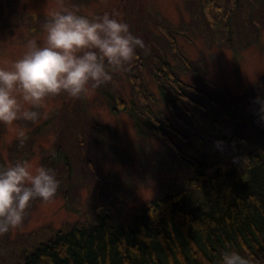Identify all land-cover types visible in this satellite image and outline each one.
Masks as SVG:
<instances>
[{"label":"rangeland","instance_id":"rangeland-1","mask_svg":"<svg viewBox=\"0 0 264 264\" xmlns=\"http://www.w3.org/2000/svg\"><path fill=\"white\" fill-rule=\"evenodd\" d=\"M221 1L231 13L219 0H0V67L22 58L30 40L41 44L43 26L61 6L90 19L117 18L144 43L129 64L111 73V82L87 96L52 97L35 123L20 120L11 129L0 124V168L27 160L52 169L59 181L53 200L34 199L22 226L0 235V264L17 260L54 230L80 223L85 207L95 203L104 211H124L188 173L165 143L143 126V132L137 130L134 110L160 120L167 116L181 134L185 128L192 131L193 123H219L215 110L234 108L253 131L248 96L258 93L259 108L264 100V0ZM159 60L169 62L185 86L183 110L171 107L160 90L164 82L153 70ZM202 106L213 113L210 120L199 116ZM73 121L79 127L72 133ZM20 131L25 132L22 145ZM175 132L170 133L177 141ZM197 134L187 131L186 141H197ZM56 143L67 151L54 159Z\"/></svg>","mask_w":264,"mask_h":264},{"label":"trees","instance_id":"trees-1","mask_svg":"<svg viewBox=\"0 0 264 264\" xmlns=\"http://www.w3.org/2000/svg\"><path fill=\"white\" fill-rule=\"evenodd\" d=\"M157 65L153 70L156 80L164 82L159 85L163 96L171 107L182 106L188 99L184 84L169 62L159 60ZM255 96L253 91L248 96L253 131L244 127L237 109L220 106L221 111L215 110L219 123L192 124V131H199L197 141H186L185 133L192 131L185 128L180 134L167 116L160 120L131 112L137 130L143 132V126L165 143L188 173L124 211H104L95 203L85 207L80 223L54 230L7 264H221L226 250L264 264V100L259 108ZM202 107L197 108L199 116L210 120L213 113ZM72 124L73 133L79 125ZM62 147L56 143L54 159L67 151Z\"/></svg>","mask_w":264,"mask_h":264},{"label":"clouds","instance_id":"clouds-1","mask_svg":"<svg viewBox=\"0 0 264 264\" xmlns=\"http://www.w3.org/2000/svg\"><path fill=\"white\" fill-rule=\"evenodd\" d=\"M51 14L44 40H30L22 58L0 67V124L35 123L46 101L66 95L81 99L112 81V72L129 64L144 43L130 26L108 14L90 19L67 7ZM21 145L25 132L18 133ZM59 181L52 169L17 161L0 168V235L22 226L31 201L48 203ZM221 264H252L235 250L221 254Z\"/></svg>","mask_w":264,"mask_h":264},{"label":"flooded vegetation","instance_id":"flooded-vegetation-1","mask_svg":"<svg viewBox=\"0 0 264 264\" xmlns=\"http://www.w3.org/2000/svg\"><path fill=\"white\" fill-rule=\"evenodd\" d=\"M220 6V5H219Z\"/></svg>","mask_w":264,"mask_h":264}]
</instances>
